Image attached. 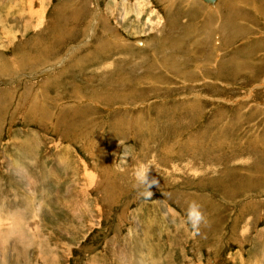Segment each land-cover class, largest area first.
I'll return each instance as SVG.
<instances>
[{
  "label": "rangeland",
  "instance_id": "obj_1",
  "mask_svg": "<svg viewBox=\"0 0 264 264\" xmlns=\"http://www.w3.org/2000/svg\"><path fill=\"white\" fill-rule=\"evenodd\" d=\"M259 1L0 0V264H264Z\"/></svg>",
  "mask_w": 264,
  "mask_h": 264
},
{
  "label": "clouds",
  "instance_id": "obj_2",
  "mask_svg": "<svg viewBox=\"0 0 264 264\" xmlns=\"http://www.w3.org/2000/svg\"><path fill=\"white\" fill-rule=\"evenodd\" d=\"M150 168L146 165H139L133 175L135 179L134 187L138 189V195L146 198H151L153 186L158 187L159 180L150 175ZM187 221L191 224L192 228L197 234L200 233L201 226L208 227V219L202 212L201 206L196 201H190L186 210Z\"/></svg>",
  "mask_w": 264,
  "mask_h": 264
},
{
  "label": "bare ground",
  "instance_id": "obj_3",
  "mask_svg": "<svg viewBox=\"0 0 264 264\" xmlns=\"http://www.w3.org/2000/svg\"><path fill=\"white\" fill-rule=\"evenodd\" d=\"M203 3H205L207 6H209V7H211V8H215V6H216V3H217V0L215 1H213V2H205V1H203V0H201ZM260 2H264V1H260ZM262 4H264V3H262ZM16 18V17H15ZM27 154V153H26ZM29 156V155H28ZM52 178V177H51ZM56 183V182H55ZM48 214V213H47ZM80 215V214H79ZM3 217V216H2ZM6 217V216H5ZM81 217V216H80ZM14 219V218H13ZM80 219V218H79ZM2 221V220H1ZM4 221V220H3ZM33 223V221L32 222H30L29 223V225L30 224H32ZM5 224V223H4ZM11 225H13V226H15V225H18V223L17 224H15L14 222H12V223H10ZM36 224V222L34 221V225ZM60 224V223H59ZM8 225V224H7ZM65 225V224H64ZM2 226H4V227H6L5 225H3V222L2 223H0V227H2ZM31 227H33V225H30ZM58 226V225H57ZM9 228H10V226H8ZM12 227V226H11ZM21 227V226H20ZM59 227H61V225L59 226ZM18 228H19V226H18ZM63 228V227H62ZM64 228L67 230L68 228H69V226H64ZM58 231V230H57ZM14 232V231H13ZM65 232V231H64ZM4 233V232H3ZM3 233H0V234H2L3 235ZM12 233V232H11ZM10 233V235H12ZM61 235H62V233H61ZM14 236V235H13ZM16 236V235H15Z\"/></svg>",
  "mask_w": 264,
  "mask_h": 264
},
{
  "label": "crops",
  "instance_id": "obj_4",
  "mask_svg": "<svg viewBox=\"0 0 264 264\" xmlns=\"http://www.w3.org/2000/svg\"><path fill=\"white\" fill-rule=\"evenodd\" d=\"M198 3H201V4H204L206 7H208L209 9H215L216 8V6H217V4H216V6H215V8H211V7H209V6H207L205 3H203L201 0H196ZM216 1V0H215ZM258 1V0H257ZM262 1H264V0H262ZM260 2V1H259ZM122 3V2H121ZM217 3H218V0H217ZM261 3H264V2H261ZM231 6H228V7H226V8H228V10H229V8H230ZM121 8V10H122V8H123V6H121L120 7ZM124 10V9H123ZM109 12H110V14H112L113 12L112 11H110V9L108 10ZM100 12V11H99ZM102 14H103V12H101ZM103 15H105V14H103ZM97 17H98V15H97ZM103 21L100 23V27H108L109 26V24H108V22H107V16L105 15V17H103V19H102Z\"/></svg>",
  "mask_w": 264,
  "mask_h": 264
},
{
  "label": "water",
  "instance_id": "obj_5",
  "mask_svg": "<svg viewBox=\"0 0 264 264\" xmlns=\"http://www.w3.org/2000/svg\"><path fill=\"white\" fill-rule=\"evenodd\" d=\"M205 2H213L214 0H203Z\"/></svg>",
  "mask_w": 264,
  "mask_h": 264
}]
</instances>
